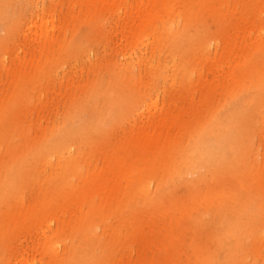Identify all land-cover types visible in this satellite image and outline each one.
Listing matches in <instances>:
<instances>
[{"label":"rangeland","instance_id":"rangeland-1","mask_svg":"<svg viewBox=\"0 0 264 264\" xmlns=\"http://www.w3.org/2000/svg\"><path fill=\"white\" fill-rule=\"evenodd\" d=\"M262 45L264 0H0V264H264V211L240 245L214 231L264 188ZM226 125L229 170L175 169Z\"/></svg>","mask_w":264,"mask_h":264},{"label":"bare ground","instance_id":"bare-ground-1","mask_svg":"<svg viewBox=\"0 0 264 264\" xmlns=\"http://www.w3.org/2000/svg\"><path fill=\"white\" fill-rule=\"evenodd\" d=\"M264 52V45H262V50ZM241 78L243 79L246 76V73L244 69H241L240 71ZM199 129L194 131L190 139H193L189 143H179L178 145V151L174 155L175 163V169L178 170L180 174H186L189 170H195L199 168L200 166H206L208 167L206 171H210V167L212 166L213 161L215 160L219 164L228 165L223 171L224 173L226 170L230 169L229 167L233 164V159L230 158L228 154V149L232 148L233 150H236L238 146V142H233L232 145H229V139L232 135V127L230 125L222 126L220 130V135L218 144L220 145L219 148L215 149L210 145L211 140V131L210 129H206L205 126H199ZM98 128H96V131ZM202 130V131H201ZM94 132L93 135H86L82 137V139H95L97 132ZM99 131V130H98ZM81 139V140H82ZM154 138L148 139L149 145H152L154 142ZM69 143L65 140L60 144L58 147H67ZM229 145V146H228ZM70 148H73L72 145ZM155 146L150 147V150H153ZM57 149V148H55ZM193 153V155H191ZM197 154V155H196ZM196 155V156H195ZM238 154L236 152L235 159H238ZM234 159V160H235ZM233 161V162H232ZM232 162V163H231ZM134 169V168H133ZM219 169V168H216ZM128 171L125 173V176L129 174L131 171L130 168L127 169ZM72 171L75 172L77 169H73ZM222 171V172H223ZM131 173L129 174V176ZM252 176V175H251ZM251 176L249 179L244 182L245 185L248 184ZM205 177V176H204ZM94 176L91 177L88 176L86 179L85 184L90 185L93 180ZM195 182V181H194ZM98 182H94V186L97 185ZM264 188H256L253 189L249 187L247 190L242 191H234L229 194L223 195L218 198V210L221 215L218 213L216 214L215 218V227L214 231L216 233L217 238H232V240L235 241V244H242V238H253V235L257 234V226L258 223L263 216L264 211ZM72 192H74L72 190ZM151 192V181L147 184H145L143 188V193L148 194ZM71 196V191L66 189V195L64 197ZM232 201V202H231ZM231 202V203H229ZM234 202V203H233ZM230 204H234L233 206L237 207L239 209V214L236 218H238L237 221H232L229 214V210L232 208ZM220 208V209H219ZM263 218V217H262ZM90 224L85 225L87 231H95L96 226ZM226 236H222V235ZM260 234L256 236V238H260ZM224 248L220 245L218 250L222 251ZM219 252H217L218 254ZM230 256V253H228ZM250 255V251L246 253L244 256H242V261L234 260L235 264H245L247 257ZM219 259V256H215L212 260H209L212 263L217 262Z\"/></svg>","mask_w":264,"mask_h":264}]
</instances>
